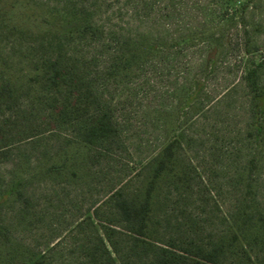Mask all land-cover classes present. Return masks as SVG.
<instances>
[{
	"label": "rangeland",
	"instance_id": "374dc122",
	"mask_svg": "<svg viewBox=\"0 0 264 264\" xmlns=\"http://www.w3.org/2000/svg\"><path fill=\"white\" fill-rule=\"evenodd\" d=\"M244 28L264 59V0H0V73L26 84L0 95V264H143L112 196L137 194L176 135L190 181L161 189L162 242L218 239L248 182L247 204L264 214V112L255 138ZM58 50L86 97L32 87L33 69ZM77 102L69 119L60 108ZM98 112L114 131L86 147L78 120ZM263 258L256 247L225 264Z\"/></svg>",
	"mask_w": 264,
	"mask_h": 264
},
{
	"label": "trees",
	"instance_id": "16d2710c",
	"mask_svg": "<svg viewBox=\"0 0 264 264\" xmlns=\"http://www.w3.org/2000/svg\"><path fill=\"white\" fill-rule=\"evenodd\" d=\"M244 31L246 35L244 52L250 55L244 79L251 93L250 107L253 112L255 138H257L263 134L260 117L264 112V59L251 53L249 31L246 28ZM33 71L29 79L35 91L42 94L41 97H48L50 93L53 94L63 88L66 89V95L69 97L77 94L86 97V92H82L84 79L79 75L77 65L72 63L70 57L62 54L61 50L50 55L45 63L37 65ZM0 79V95H14L20 87L23 88L26 85L21 81L22 76L17 78L13 74L5 76L0 73ZM26 83L31 85L30 81ZM88 93L91 97L90 88ZM93 99L94 97L91 98L90 103L97 100L96 97ZM75 100L79 99L75 98ZM81 105V102L72 105L63 104L60 109L69 119H78L83 111ZM95 114L89 122L78 120L80 139L84 146L90 148L103 144L114 131L111 119L106 112ZM180 148L181 140L176 135L161 148L149 164L148 175L137 194L129 195L124 192V189H118L112 196L114 208L126 225L133 248L140 251L144 257L143 264H225L229 256L239 251L250 260L252 251L256 247L264 254V214L259 211L258 204H250V206L247 204L248 201L253 200L250 182H248V197L245 195L246 205L238 209L228 229L218 239L207 244L194 240L180 243L173 238L166 242L160 240L156 216L162 187L165 184H173L177 187L184 186L185 183L189 185L190 181L189 173L182 164ZM249 208L257 212V217L252 214V211L249 212ZM35 264H45V262L39 259ZM255 264H264V258Z\"/></svg>",
	"mask_w": 264,
	"mask_h": 264
}]
</instances>
